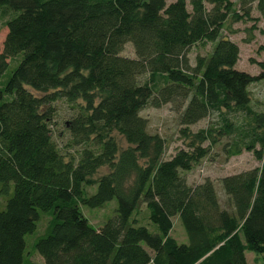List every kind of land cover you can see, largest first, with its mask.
Wrapping results in <instances>:
<instances>
[{"label": "trees", "instance_id": "16d2710c", "mask_svg": "<svg viewBox=\"0 0 264 264\" xmlns=\"http://www.w3.org/2000/svg\"><path fill=\"white\" fill-rule=\"evenodd\" d=\"M253 9L264 19V0H0V79L16 58L0 81V264H35L32 252L42 264H247L245 251L264 264V112L248 92L264 62L255 75L235 69L238 47L222 33ZM126 43L133 57L121 54ZM205 43L190 64L189 49ZM59 100L74 148L65 152L52 132ZM164 104L185 140L168 158L139 114ZM226 112L245 121L234 127ZM210 113L217 126L190 131ZM218 135H231L226 158L247 150L260 162L218 179L221 202L212 180L183 176ZM111 199L113 215L93 227L79 206ZM140 204L148 225L132 218ZM42 213L47 225L26 251ZM173 217L186 242L171 236Z\"/></svg>", "mask_w": 264, "mask_h": 264}, {"label": "rangeland", "instance_id": "374dc122", "mask_svg": "<svg viewBox=\"0 0 264 264\" xmlns=\"http://www.w3.org/2000/svg\"><path fill=\"white\" fill-rule=\"evenodd\" d=\"M170 1L172 0H166V3ZM187 8L189 9V6H187ZM251 17L252 19L249 20L230 22L228 26L229 30L228 28L222 29V33L238 47V58L234 68L245 71L251 75H255L260 70L257 62H264V19L260 18L257 11L254 9L251 11ZM5 31V27L0 24V46ZM210 48V43H205L204 45H193L187 54L189 63L193 64L194 56L196 54H207L210 51ZM121 54L133 57L134 54L129 43L124 45ZM15 62L16 58L8 60V69L0 79L1 82H3L5 77L8 75L7 72L13 67ZM160 82L161 80H159L158 84H161ZM248 92L252 102V109L264 112V80L251 83L248 86ZM53 107V139L62 152H65V150H74V148H67L64 146L65 140L67 139L64 122L67 120L69 115V108L62 100L56 101L53 104ZM224 111L225 110H222L223 113ZM139 114L147 121V131L150 133H157L164 139L165 149L163 152V158H168L178 149L185 147V140L179 133L180 125L178 124V114L170 108L169 104H164L160 107L146 106L140 110ZM226 115L229 118V122H231L234 127H238L240 124L242 125L243 121H245L243 120L245 116H243L241 112H237L235 114H232V112L228 114V112H226ZM216 122V113H210L206 117L198 120L196 123L189 125V129L194 132L200 128H206L208 125H213L215 127L217 126L215 125ZM113 136L118 148L125 146V141L121 136L117 134H113ZM230 136L231 135H218L216 137V141L211 145H208L207 141H205L203 145L208 147L207 155L203 157L191 170L183 172V176L189 185L197 184L206 177L212 180L218 192L220 202L222 201V195L218 185V179L220 177L237 173L252 167H257L260 163L254 157L253 153L247 150H241L239 154L226 158L222 147L223 144H227L229 142ZM255 147L257 148L258 145H255ZM106 171L107 167L101 166L96 170L92 178H97ZM94 189L95 186H87L85 189L86 194H91ZM4 199L5 196L0 197V209L3 207ZM79 207L88 222L93 227H98L102 225L107 218L113 215L115 200H108L101 207L91 208L83 205H80ZM132 218H134L136 224L148 225L146 211L143 204H140L137 213H133ZM48 220L49 217L42 213L38 223L36 224L35 230L24 236L26 251L32 250V242L43 233ZM172 222L173 225L170 232L171 236H173L178 243L186 242L185 233L178 219L173 217ZM148 227L150 230L153 229L152 224H149ZM244 255L246 263L251 264V258L252 256H255V254L250 251H245ZM30 260L35 264H42L41 258L34 252L31 253Z\"/></svg>", "mask_w": 264, "mask_h": 264}, {"label": "crops", "instance_id": "0c3cea01", "mask_svg": "<svg viewBox=\"0 0 264 264\" xmlns=\"http://www.w3.org/2000/svg\"><path fill=\"white\" fill-rule=\"evenodd\" d=\"M244 257H245V255H244ZM245 260H246V258H245ZM256 258H255V256H252V258H251V264H254L256 261Z\"/></svg>", "mask_w": 264, "mask_h": 264}]
</instances>
